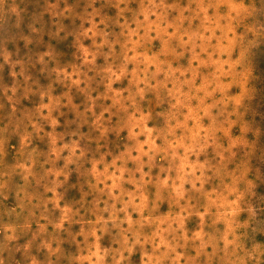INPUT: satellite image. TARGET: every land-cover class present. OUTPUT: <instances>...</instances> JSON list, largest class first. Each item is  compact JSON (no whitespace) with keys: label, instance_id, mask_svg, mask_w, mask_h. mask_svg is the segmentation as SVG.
Listing matches in <instances>:
<instances>
[{"label":"rangeland","instance_id":"374dc122","mask_svg":"<svg viewBox=\"0 0 264 264\" xmlns=\"http://www.w3.org/2000/svg\"><path fill=\"white\" fill-rule=\"evenodd\" d=\"M0 264H264V0H0Z\"/></svg>","mask_w":264,"mask_h":264}]
</instances>
